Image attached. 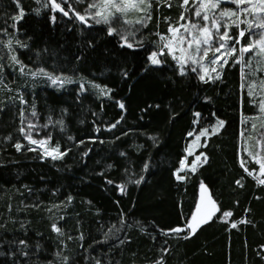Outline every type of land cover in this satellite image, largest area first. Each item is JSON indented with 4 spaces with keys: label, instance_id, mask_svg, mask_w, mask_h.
<instances>
[{
    "label": "trees",
    "instance_id": "16d2710c",
    "mask_svg": "<svg viewBox=\"0 0 264 264\" xmlns=\"http://www.w3.org/2000/svg\"><path fill=\"white\" fill-rule=\"evenodd\" d=\"M46 5L0 0V264H264V184L240 136L255 113L247 70L230 60L201 81L167 56L154 66L151 41L129 48ZM25 113L64 155L25 144ZM219 121L195 152L203 163L177 180L187 135ZM202 185L215 214L171 231Z\"/></svg>",
    "mask_w": 264,
    "mask_h": 264
},
{
    "label": "rangeland",
    "instance_id": "374dc122",
    "mask_svg": "<svg viewBox=\"0 0 264 264\" xmlns=\"http://www.w3.org/2000/svg\"><path fill=\"white\" fill-rule=\"evenodd\" d=\"M36 3L46 8V3L48 6L50 5L51 9V3L49 0H35ZM57 3L61 4V8L64 10L69 11L71 8L72 11H69L72 15V17L77 18L74 13H79L80 15L86 16V22L93 23L96 25H104L107 27L108 31L111 27L114 29L112 34L117 35V37L120 39L122 44H132L137 45L142 42H145L146 40L151 41L152 44V52L149 55V57L155 52L157 53V59L161 62L162 56L169 57L175 64V66L178 68V71L181 72V64L178 62L177 59H174L175 57H181L182 53L180 51L181 48H187V44H174V52L169 53L167 48H163V44L161 42L160 37L161 36H167L169 39L172 37V33L169 32V28H180V25L182 24H188V23H198L200 25H203L205 22L202 20L201 17H196L195 15V9L197 7V4L193 2V0H189V5L183 6V0H148V3L151 4V7L147 9V11L142 10L144 8V5L140 6L141 10L137 9H130L129 11L125 13H115L113 18L110 20L109 23H97L96 20L99 19V17H96L95 19H91L87 17V14L85 13V9L87 8V5L89 3H92L93 0H65L64 3H61V0H56ZM255 2V0H253ZM250 8V5L245 3L243 5H240V8ZM187 8V11H186ZM232 10L237 13V15L232 17H225L222 21V25L226 27L221 28V33L223 31L227 30L229 35L239 39L240 43L236 44L235 47L237 49L236 53L234 55H225L222 57L221 61L216 64L210 63V60L214 55L219 56L220 53H214L212 51H209L207 57L202 58V53H197L195 51V48L189 49V52L192 54V56L199 60V64H193L191 60H187L186 56V63L183 66V73L186 72V69L189 68L196 77L200 79V76L204 75L205 79L211 81L215 79L217 76H219L221 69L223 66L221 64L223 63V59H227V61L233 60L240 63L242 66V69L247 70L246 74V80L247 81V88H248V95L250 97L251 102L254 104L255 113L252 115L247 121L246 126L242 128L240 132L241 136V144H242V154L249 160V162L252 164L254 168V175L255 178L260 183L261 180H264V174L261 173L260 165L256 162L257 159H264V154L262 153V147L264 142V109H262V105H264V84L261 83V81H264V71L261 70L264 65L261 63H258V61H261L262 57L256 55V51L249 52L246 56V59L244 60L245 63H242V59L239 55V49L242 46L241 44L246 43L245 46L248 45H254L255 42L261 37H264V29L257 28L253 26L252 29L248 28V23L251 22L253 25L256 23V14L252 11H249L247 13L241 12L239 8L237 7V4L232 3L231 0H222L220 3V6L217 10H214L213 13H210V15H216L219 16V12L221 10ZM169 10V12H168ZM95 9L89 10V12H94ZM166 11V13H164ZM168 12V13H167ZM184 14L185 19L181 20V14ZM156 15V23L154 25V29H150V33L148 30V26L150 24L151 18H153V15ZM261 15H264L262 13ZM150 17V18H149ZM140 20V23H137L136 21ZM127 21V22H126ZM232 21H236L239 24V27H237L235 24H232ZM243 21V23H241ZM235 30L236 35L233 34V31ZM245 31L244 37H239L240 31ZM180 31L183 32V28H180ZM149 35L147 37L146 35ZM185 35H187L185 33ZM165 41L164 43H166ZM223 42V41H221ZM233 40H228L227 45L231 46L233 44ZM218 46V44L214 43V47ZM2 48L0 50L2 51ZM161 50H163V55H160ZM5 51V50H4ZM224 52V50H221ZM7 54V52H5ZM1 54V52H0ZM10 56V55H8ZM249 61H251L249 65ZM149 62L151 65L158 66L159 64H153L152 61L149 59ZM203 65V67H201ZM193 68L196 70L193 71ZM205 69H207L208 75H205ZM212 69H216V71H212ZM249 72H252L249 73ZM34 73L39 72H27L26 76H29L27 74H31L33 76ZM209 76L212 78L209 79ZM201 80V81H204ZM51 84L52 79L49 80ZM60 82V79L57 83ZM255 86L254 88L252 86ZM255 125V127H254ZM218 123L212 125L211 127L204 128L208 130V134L205 136H201L199 140L196 139V137L199 135L200 131L204 129L199 130H192L190 133L192 135H187V145L185 147L184 153L185 157L182 161H184V164L182 165L180 163V167L176 173V179L177 177H182V179H177L179 181L184 180V175L189 172H193V162L195 161V169L204 161V156L201 154H195L196 150L201 146L202 140H204L207 136H209L213 132V128L219 129ZM21 129H23V132L21 131V137L23 138L25 144L27 143L30 147L39 149L41 153L43 154L44 158L53 159L52 156L55 155L58 158L60 157L59 153L53 152V148L50 143L48 137L43 132V127L39 124L37 118L33 114L25 113L22 116V122H21ZM30 136L32 140L36 141H47L46 144L40 145V144H33L30 142L29 139L26 137ZM257 141H260V143H257ZM246 149L248 151H246ZM249 151L252 152V155H249ZM51 153L50 155H46L45 153ZM191 153V154H190ZM259 153V156H256V154ZM200 157V159L197 161V157ZM253 157H256L255 159ZM56 158V159H58ZM200 205L201 212L199 214L201 220L208 221V214L211 213V217L215 214V207H213V202L210 200L208 193L204 188H199L197 193V200L195 204V208L190 215L188 222H191V217L193 213L196 211L197 206ZM204 222H201L199 225H201ZM187 234L192 233L191 229L187 228V224L184 227V231Z\"/></svg>",
    "mask_w": 264,
    "mask_h": 264
},
{
    "label": "snow or ice",
    "instance_id": "6c2138e0",
    "mask_svg": "<svg viewBox=\"0 0 264 264\" xmlns=\"http://www.w3.org/2000/svg\"><path fill=\"white\" fill-rule=\"evenodd\" d=\"M49 2L51 3L52 9L54 11L58 9L61 12H63L65 16L69 15V11H72L71 8L69 9V11H65L63 8H61V4L57 3L56 0H49ZM64 2L65 0H61V3H64ZM81 2H83V0H81ZM193 2L197 4V7L195 9L196 17H201L205 23L203 25H200L198 23L182 24L180 25V28H183V32L180 31V28L170 27L169 32L172 33L171 39H169V37L167 36L160 37L161 42L163 44V48H167L169 53L174 52L175 50L174 44L176 43H179L181 45L187 44L188 46L187 48L180 49L182 53L181 57L173 56V58L177 59L178 62L181 64V74H183V66L186 63V59L191 60L193 64L200 63L199 60L195 59L192 56V54L189 52V49H192L194 47L197 53H202V58L207 57L209 51H212L214 53H220L219 56L214 55L212 59L210 60V63L216 64L221 61L223 56L234 55L237 51L235 45L240 43V40L230 36L227 30L221 33V28L226 27L222 25V21L224 20L225 17L230 18L232 16L237 15L235 11L225 9L219 12V16H216L214 14L210 15V13H213L214 10H217L219 8L222 0H193ZM231 2L237 4V7L239 8L241 12L247 13L249 11H252L256 14V23L255 25H253L251 22H249L248 23L249 29H252L253 26L260 28V29H264V15H261L262 13H264V0H255V2H253V0H231ZM245 3L249 4L250 8L248 7L240 8V5H243ZM141 5H144V8L142 9L144 11H147V9L151 7V4L148 3V0H93L92 3H89L87 5V8L85 9V13L87 14V17L91 19H95L96 17H99V19L96 20L97 23L103 22L107 24L113 18L114 12L115 13H125L129 11L130 9L141 10L140 9ZM187 5H189V0H183L182 7L187 6ZM91 9H95V11L89 12V10ZM186 11H187V8H186ZM74 14L81 22H85L86 20L85 15H80L79 13H74ZM22 16H23V11L21 10L20 16L15 17V19L19 20ZM53 19H55V17H53ZM180 19L181 20L185 19V16L183 13L181 14ZM136 22L140 23L141 21L138 20ZM241 23H243V21H241ZM232 24H235L237 27H239V24L236 21H232ZM113 31L114 29L110 27L109 34L111 35ZM185 33L187 35H185ZM244 36H245V31L243 30L240 31L239 37L242 38ZM228 40L234 41L231 46L227 45ZM165 41L167 42L164 43ZM3 43L4 41L0 40V44H3ZM11 43H12L11 40H9L7 44L5 45L10 50H11ZM214 43L218 44V46L214 47ZM127 47L131 48L132 44L130 43L127 44ZM222 49L224 50V52L221 51ZM257 49L258 51H256V55L264 58V37H261V39L257 40L254 45L241 46L239 49V55L241 58H243L245 53H249ZM163 54H164L163 50H161L160 55H163ZM185 56H186V59H185ZM149 59L152 61L153 64L160 63V60L157 59V53L155 52L149 57ZM12 60L16 61L17 63L19 62L17 61L15 55L12 56ZM226 63H228L227 59H223V63L221 64V66H223V64H226ZM250 63L251 61H249V65ZM258 63H261L262 65H264V59H262L261 61H258ZM201 67H203V65H201ZM195 70L196 69L193 68V71ZM261 70L264 71V67H262ZM212 71H216V69H212ZM36 74L38 73H34V75ZM40 74L48 75L47 73H44L43 69L40 70ZM205 75H208L207 69H205ZM49 78L52 79L53 84H56L59 81V77H56V78L49 77ZM211 78L212 77L209 76V79ZM216 78H219V77L217 76ZM200 79L204 80L205 76L204 75L200 76ZM261 83L264 84V81H261ZM252 87L254 88L255 86L253 85ZM120 106L121 108L124 107L122 104ZM261 107L262 109H264V105H262ZM33 115H35V113H33ZM197 115H199V113H197ZM223 123H224L223 121H219L218 125L222 127ZM114 126L115 125H113V127ZM217 130L218 128H213V132ZM21 131L23 132V129H21ZM207 134H208V130L204 129L200 131L196 139L199 140L201 136H205ZM189 135H192V133H189ZM26 138L29 139L30 142L33 144L44 145L47 143V141L32 140L30 136H27ZM257 143H260V141H257ZM21 147L22 146L20 144L16 145L17 150H19ZM52 151L59 153V148L57 147L53 149ZM246 151L248 150L246 149ZM45 154L50 155L51 153L46 152ZM59 155L62 156L64 155V153H59ZM249 155L250 156L252 155L251 151H249ZM256 156H259V153H257ZM52 158L56 159L58 157L53 155ZM253 158L255 159L256 157H253ZM196 159L198 161L200 157L198 156ZM256 162L260 165L261 173L264 174V159H257ZM195 163L196 162L194 161L193 166H192L193 170H195ZM181 164L183 165L184 161H181ZM241 166L242 167L244 166L243 162ZM245 171H247V168H245ZM249 175H252V172H249ZM177 179H182V177L178 176ZM109 183H111V181H109ZM136 183H139V181H136ZM237 183L239 184L240 181H237ZM260 183L264 184V180H261ZM202 188H203V185H202ZM121 190L123 191V189ZM213 207H215L214 204H213ZM200 212H201V207L200 205H198L196 208V211L193 213L191 217V222L187 223V228L191 229L193 233L196 231V228L199 227V224L201 222H207L206 220L200 219V216H199ZM231 215H232L231 212L224 213L225 217H229ZM208 219H211V213L208 214ZM244 222L245 221H241V223H244ZM232 227L235 228L236 224H232ZM53 228L54 230L59 231V229H57L55 225H53ZM171 231L181 232V231H184V229L178 227L176 229H172ZM185 238H187V236ZM21 243H23V241H21Z\"/></svg>",
    "mask_w": 264,
    "mask_h": 264
},
{
    "label": "water",
    "instance_id": "95a60500",
    "mask_svg": "<svg viewBox=\"0 0 264 264\" xmlns=\"http://www.w3.org/2000/svg\"><path fill=\"white\" fill-rule=\"evenodd\" d=\"M58 10V9H57ZM60 11V10H59Z\"/></svg>",
    "mask_w": 264,
    "mask_h": 264
}]
</instances>
